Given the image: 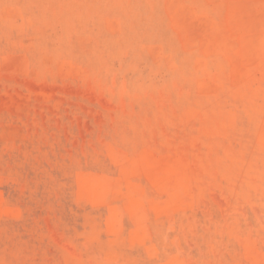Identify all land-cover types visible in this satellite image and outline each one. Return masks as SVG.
Wrapping results in <instances>:
<instances>
[{
    "label": "rangeland",
    "instance_id": "obj_1",
    "mask_svg": "<svg viewBox=\"0 0 264 264\" xmlns=\"http://www.w3.org/2000/svg\"><path fill=\"white\" fill-rule=\"evenodd\" d=\"M261 16L0 0V264H264Z\"/></svg>",
    "mask_w": 264,
    "mask_h": 264
},
{
    "label": "bare ground",
    "instance_id": "obj_2",
    "mask_svg": "<svg viewBox=\"0 0 264 264\" xmlns=\"http://www.w3.org/2000/svg\"><path fill=\"white\" fill-rule=\"evenodd\" d=\"M234 2H236V1H234ZM246 2H247V1H246ZM237 4H239V3H237ZM249 5H250V4H249ZM232 6H233V5H232ZM232 6H231V7H232ZM231 7H230V8H231ZM241 9H242V8H241ZM241 9H239V10L241 11ZM251 9H252V8L250 7V8H249V11H250ZM237 10H238V9H237ZM239 10L236 11L235 13H233L232 16H234L235 14L237 15V13H241V15H240V14H239V15H240V16H243V13H244V11H245L246 9H245L244 11L242 10L243 12H242V11L239 12ZM246 11H248V10H246ZM253 12H254V11H252L251 14H252ZM236 15H235V16H236ZM254 16H255V15H254ZM243 17L245 18V16H243ZM246 17H247V16H246ZM255 17H256V16H255ZM255 17H253V18H255ZM257 17H258V16H257ZM238 18H239V16H237V19H238ZM241 18H242V17H241ZM260 18H261V22L263 23L264 20H262V19H264V18H262V16H261ZM234 19H235V18H234ZM238 20H240V19H238ZM238 20H237V21H238ZM248 20H249V19H248ZM251 20H252V18H251ZM251 20H250V22H251ZM259 20H260V19H259ZM208 21H210V20H208ZM252 21H253V20H252ZM233 22H234V21H233ZM253 22H255V21H253ZM261 22H260V23H261ZM245 23H246V22H245ZM248 24H249V23H248ZM254 24H255V23H254ZM236 25H237V24H236ZM240 25H241V24H240ZM240 25H239V26H240ZM243 25H244V24H243ZM261 25H262V24H261ZM239 26L236 27V28H239ZM255 26H256V25H255ZM250 27H251V26H250ZM245 29H246V28H245ZM247 29H248V27H247ZM252 29L254 30L255 28H252ZM250 32H251V31H250ZM245 37H246V36H245ZM246 38L248 39V36H247ZM246 38H245V39H246ZM247 39H246V40H247ZM243 42H244V39H243ZM246 42H247V41H246ZM248 42H249V41H248ZM244 44H245V43H244ZM234 46H235V45H234ZM241 50H242V48H241ZM245 51H246V50H245ZM11 59H12V58H11ZM56 89H57V88H56ZM38 90H39V89H38ZM46 91H47V93H48V92H50V93H52V94H55V93H56V90H55V89H51V88L46 89ZM46 91H45V92H46ZM41 92H43V91H38L37 94L41 96ZM47 96H49V95L47 94ZM118 152H119V151H118ZM115 153H117V152H115ZM148 154H149V153H148ZM134 162H135V161H134ZM142 165H143V164H142ZM162 166H163V165H162ZM118 172H119V171H118ZM169 175H170V174H169L167 171H166V172H163V173H161V172L159 171L157 174H153L152 177H150V178H155L156 180L159 181V180H163V179L168 178ZM101 176H102V175H101ZM106 177H107V176H106ZM106 177L104 176V178L101 179L102 177L99 178V176H98V179H100V180H107V179H109V178L106 179ZM147 179H148V177H147ZM155 179H151V180L156 181ZM111 183H112V182H111ZM155 183H156V182H155ZM112 186H113V185H112ZM112 186H111V187H112ZM107 193L109 194V192H107ZM108 194H107V195H108ZM130 195H132V197H133V196H136V193L133 192V193H131ZM132 200H133V202L131 201V203H141V202H142L141 200H137V199H132ZM152 204H154V203H152ZM154 205H155V204H154ZM115 207H116V206H115ZM115 207H114V208H115ZM109 208H111V207H109ZM112 210H114V209L112 208ZM119 210H120V209H119ZM138 210H139V209H138ZM114 211H115V210H114ZM110 216H111V215H110ZM129 216H130V215H129ZM120 217H121V215H120ZM135 218H136V217H135ZM139 218H140V217H139ZM145 219H148V218L145 217ZM142 220H143V219H142ZM119 225L122 226V219H121V218H119ZM121 226H120V227H121ZM248 244H249V243H248ZM250 258H251V257H250Z\"/></svg>",
    "mask_w": 264,
    "mask_h": 264
}]
</instances>
